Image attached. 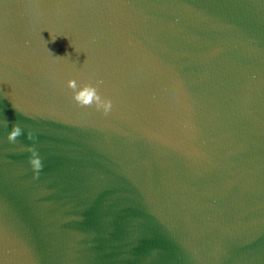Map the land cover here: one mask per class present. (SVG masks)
<instances>
[{
    "label": "water",
    "instance_id": "obj_1",
    "mask_svg": "<svg viewBox=\"0 0 264 264\" xmlns=\"http://www.w3.org/2000/svg\"><path fill=\"white\" fill-rule=\"evenodd\" d=\"M0 264H264V0H0Z\"/></svg>",
    "mask_w": 264,
    "mask_h": 264
},
{
    "label": "clouds",
    "instance_id": "obj_2",
    "mask_svg": "<svg viewBox=\"0 0 264 264\" xmlns=\"http://www.w3.org/2000/svg\"><path fill=\"white\" fill-rule=\"evenodd\" d=\"M56 37H53V40ZM101 82H96V84L85 83L78 86L76 80H67V88L72 90V100L80 107L95 106L97 110H101L104 114H107L112 109L111 99L102 97L98 91L99 84ZM22 130L18 124H14L11 130L7 134V140L9 142H15L16 139L21 136ZM28 140H33V134L28 132L26 134ZM31 155L29 157V164L33 169L34 175L38 176L39 171L42 169L43 165L41 158L39 157L36 149L29 146L26 149Z\"/></svg>",
    "mask_w": 264,
    "mask_h": 264
}]
</instances>
